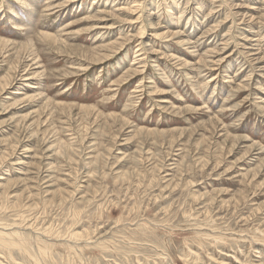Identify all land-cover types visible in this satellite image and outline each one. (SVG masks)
<instances>
[{
  "label": "rangeland",
  "instance_id": "1",
  "mask_svg": "<svg viewBox=\"0 0 264 264\" xmlns=\"http://www.w3.org/2000/svg\"><path fill=\"white\" fill-rule=\"evenodd\" d=\"M93 1L0 0V264H264V0Z\"/></svg>",
  "mask_w": 264,
  "mask_h": 264
},
{
  "label": "bare ground",
  "instance_id": "2",
  "mask_svg": "<svg viewBox=\"0 0 264 264\" xmlns=\"http://www.w3.org/2000/svg\"><path fill=\"white\" fill-rule=\"evenodd\" d=\"M26 2H27V1H26ZM97 2H98V0H94V1H93V3H97ZM27 4H28V3H27ZM27 4H26V5H27ZM169 12H170V13H173V11H171V10H170ZM27 77H28V76H27ZM32 78H33V77H31V79H32ZM26 79H30V78H26Z\"/></svg>",
  "mask_w": 264,
  "mask_h": 264
}]
</instances>
